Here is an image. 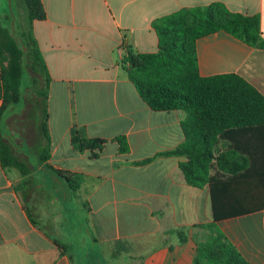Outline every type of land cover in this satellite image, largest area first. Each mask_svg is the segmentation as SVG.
Instances as JSON below:
<instances>
[{
  "label": "crops",
  "instance_id": "1",
  "mask_svg": "<svg viewBox=\"0 0 264 264\" xmlns=\"http://www.w3.org/2000/svg\"><path fill=\"white\" fill-rule=\"evenodd\" d=\"M41 2L46 15L32 21V34L44 66L33 71L42 79L37 91L46 93L49 141L28 146L37 163L22 153L25 173L0 165V264H193L201 231L194 225L212 221L209 188L186 183L181 159L163 154L182 142L185 114L146 105L120 64V48L154 52V20L212 2L259 15L264 36V0ZM195 47L202 76L234 73L264 95V48L222 30ZM73 133L104 144L95 154L77 151ZM48 165L78 175V187ZM216 224L249 264H264V200Z\"/></svg>",
  "mask_w": 264,
  "mask_h": 264
},
{
  "label": "trees",
  "instance_id": "2",
  "mask_svg": "<svg viewBox=\"0 0 264 264\" xmlns=\"http://www.w3.org/2000/svg\"><path fill=\"white\" fill-rule=\"evenodd\" d=\"M21 1L26 22L18 39L0 23V122L5 111L13 112L10 109L20 102L26 104L20 88L23 68L35 71L44 66L32 34V21L45 18L44 7L41 0ZM152 26L158 38L157 50L139 52L123 43L120 64L150 109L182 110L185 114L181 120L182 142L163 154L181 159L179 167L186 183L209 188L212 221L194 225L201 231L193 237V264H249L216 222L262 207L264 95L234 73L202 76L195 44L198 38L222 30L250 46L264 48L260 17L233 12L221 2H212L178 9L154 20ZM45 97V90L36 91L32 102L38 121L36 146L49 141ZM116 140L120 152L127 153L125 138ZM71 142L75 150L90 149L94 154L104 144L102 138H83L77 133L72 134ZM0 165L20 173L28 169L1 133ZM50 169L65 178L71 190L78 187V175ZM172 231L181 234L180 230ZM186 239L182 233L180 241Z\"/></svg>",
  "mask_w": 264,
  "mask_h": 264
},
{
  "label": "rangeland",
  "instance_id": "3",
  "mask_svg": "<svg viewBox=\"0 0 264 264\" xmlns=\"http://www.w3.org/2000/svg\"><path fill=\"white\" fill-rule=\"evenodd\" d=\"M26 11L21 0H0V23L10 28L14 37L18 39L19 33L25 26ZM42 86L40 72H34L31 68L24 67L21 78V91L25 94V106L18 103L15 107L4 112V118L0 122V133L3 139L16 147L20 154L19 159H23V154L30 156L32 161L37 163L35 155L29 150L35 140L37 128V115L32 110V102L36 98V91ZM43 89V88H41ZM26 92V93H25ZM34 103V102H33ZM23 153V154H22ZM24 163V160H22ZM8 172H16L12 167L7 168ZM18 190H24V184L18 185ZM23 193V192H22Z\"/></svg>",
  "mask_w": 264,
  "mask_h": 264
},
{
  "label": "built area",
  "instance_id": "4",
  "mask_svg": "<svg viewBox=\"0 0 264 264\" xmlns=\"http://www.w3.org/2000/svg\"><path fill=\"white\" fill-rule=\"evenodd\" d=\"M120 51L123 53L124 52V49L123 48H120Z\"/></svg>",
  "mask_w": 264,
  "mask_h": 264
}]
</instances>
